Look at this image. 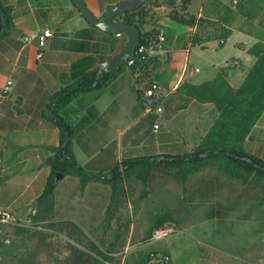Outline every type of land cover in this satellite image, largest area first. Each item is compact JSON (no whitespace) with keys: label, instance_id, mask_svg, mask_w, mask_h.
<instances>
[{"label":"crops","instance_id":"crops-1","mask_svg":"<svg viewBox=\"0 0 264 264\" xmlns=\"http://www.w3.org/2000/svg\"><path fill=\"white\" fill-rule=\"evenodd\" d=\"M3 1L12 26L0 34V92L8 79L13 86L0 100V210L9 211L19 222L35 214L36 200L52 173V148L60 142L55 111L79 126L91 106L97 110V117L90 115L92 119L79 127L71 143L76 165L87 173L109 174L126 159L189 153L218 113L212 104L187 98L179 87L201 85L223 71L230 87L238 89L256 62L249 50L264 35V21L258 22L262 12L255 11L254 3L238 7L240 0H190L180 8L181 0H148L142 32L165 35L162 50H156L152 60L153 80L167 95L163 113L153 115L143 110L138 99L134 71L127 66L125 33L96 28L72 0ZM120 1L85 0V4L101 18ZM222 8L230 13H220ZM43 30L52 36L40 47L36 35ZM224 32H229L227 38ZM25 36H32L27 44L22 42ZM117 70L101 91L82 94L57 110L59 101L54 116L48 115L64 88L88 73L99 77ZM243 148L264 160V112ZM79 177L63 174L55 182L56 222H73L88 239H111L112 226L105 223L110 187L104 180ZM174 235L179 237L158 248L147 246L167 253L170 264L183 253L189 256L182 264H201L199 242L184 231ZM128 239H133L132 231Z\"/></svg>","mask_w":264,"mask_h":264},{"label":"trees","instance_id":"trees-1","mask_svg":"<svg viewBox=\"0 0 264 264\" xmlns=\"http://www.w3.org/2000/svg\"><path fill=\"white\" fill-rule=\"evenodd\" d=\"M189 2L190 0H181L180 8H185ZM253 3L258 11L262 12L261 21H264V0H240L238 7ZM144 5L118 16L121 21L135 25L140 30L139 44L152 36V34L142 32L147 17ZM170 5L173 6L174 3L170 1ZM4 23L8 28L12 26L8 9L4 1L0 0V34L4 29ZM228 33L224 32L222 36L227 38ZM249 53L256 57V62L238 89L230 87L223 71H220L213 80L201 85L183 83L179 87L178 90L187 98L200 103L212 104L218 113L212 126L195 149L180 155L154 156L153 160L148 158L126 159L110 170L111 178L104 180L103 183L111 189L110 204L105 220L107 225L115 220L116 228L112 232L111 239H88L82 229L73 222H56L55 220L54 174L59 172L64 175L77 176L70 166L71 161L75 162L71 150L72 140L80 126L86 125L88 120L98 115L95 107L91 106L85 113V120L79 126H73L67 117L55 111V114L59 116L54 124L59 130L60 142L58 147L52 148L54 153L52 173L42 194L36 200L35 214L32 217V226L45 224L41 228L52 230L59 238V241H51L52 243H46V239H41L42 247L49 254L45 264H146L150 248L135 249L124 253L127 244H134L133 239H128L133 222L129 218L124 219L122 213L119 214V210L128 203L124 185L129 181L141 184L147 190L144 193L148 194L150 191H155L156 187L161 191L170 185L182 187L203 170L214 169V179L204 181L200 185L204 191L200 190L199 193L204 199L210 196L212 189L214 190L215 181L219 190L223 187L219 183L222 178L230 181L241 179L242 182L252 180L254 184H264V160L248 154L243 148V143L264 112V35L249 50ZM117 72L120 70L99 77L95 72L86 74L62 90L61 93H66V97L59 102L57 110L82 94L101 91ZM90 111L93 114H90ZM79 178L83 181L88 180L84 177ZM202 207L208 209L206 213L208 219L219 218L224 214L222 205L218 204L210 207L198 204L193 208ZM167 223H177L172 211L146 212L139 221L142 238L137 239L136 243H146L154 230ZM28 233V227L6 225L1 229L2 236L12 241L21 240ZM19 264L43 263L32 258L31 261L23 260Z\"/></svg>","mask_w":264,"mask_h":264},{"label":"rangeland","instance_id":"rangeland-1","mask_svg":"<svg viewBox=\"0 0 264 264\" xmlns=\"http://www.w3.org/2000/svg\"><path fill=\"white\" fill-rule=\"evenodd\" d=\"M254 8L257 12L255 4ZM218 11L225 16L230 13L224 8ZM260 21L259 19L258 22ZM214 175L215 170L207 168L191 178L185 186L170 185L164 191L156 187L155 191L148 194L144 193L147 190L141 184L135 181L126 183L124 188L128 203L119 214L122 213L124 219L129 218L133 222L131 231L134 244H127L124 253L135 249L158 248L166 240L171 238L172 241L179 237L172 235L152 244L151 247L147 246V243H136L137 239L142 238V229L139 227L141 217L146 212L158 213L162 210L173 212L177 223L172 224L177 232L184 231L187 236L199 242L203 258L201 264H264V184H254L252 180L242 182L241 179L230 181L222 178L219 183L223 187L219 190L215 181L214 190L212 189L210 196L204 199L199 193L200 190L204 191L200 185L204 181L214 179ZM227 184L228 186H225ZM198 204H204L206 207L213 204L222 205L224 214L219 218L208 219L206 216L208 209L193 208ZM42 225H31L28 227L29 233L23 239L17 241L10 239L8 246H0V263L19 264L23 260L31 261L33 258L45 264L49 254L42 247L41 239H46V243H52L51 241H59V238L52 230L41 228ZM110 225L113 232L116 228L115 220ZM2 256L5 257L3 261ZM188 256L187 253H183L174 264L186 262Z\"/></svg>","mask_w":264,"mask_h":264},{"label":"built area","instance_id":"built-area-1","mask_svg":"<svg viewBox=\"0 0 264 264\" xmlns=\"http://www.w3.org/2000/svg\"><path fill=\"white\" fill-rule=\"evenodd\" d=\"M120 35V34H118ZM40 47L46 44L52 34L48 30L40 31L37 35ZM32 36H25L22 39L23 44H27ZM165 43V35L159 32L146 39L144 43L137 45L133 56L128 60L127 66L134 71V84L137 89L138 99L143 107V110L148 114L160 115L163 113V101L167 95L165 89L153 80L154 63L152 60L155 51H160ZM42 55L39 54L40 58ZM230 65H235L231 62ZM13 81L8 79L0 92V100L7 97L11 93ZM154 130L159 128L158 124L153 126ZM31 213L24 221L19 222L9 211L0 210V225H7L13 227H29L32 225ZM176 228L172 223H167L160 228L153 231L150 239L146 242L152 245L165 240L166 238L176 233ZM10 244V239L2 236L0 231V245L5 247ZM171 259L167 253L157 250H150L146 264H170Z\"/></svg>","mask_w":264,"mask_h":264},{"label":"water","instance_id":"water-1","mask_svg":"<svg viewBox=\"0 0 264 264\" xmlns=\"http://www.w3.org/2000/svg\"><path fill=\"white\" fill-rule=\"evenodd\" d=\"M74 5L80 11L81 15L84 17L86 21L90 24L95 26L96 28L106 31L109 33H125L128 37V43L125 47L126 55L128 58H131L135 52V49L139 42L140 31L135 25H129L123 23L121 21H116L117 17L126 11L134 10L142 5H144L148 0H123L116 4H114L110 9L105 11L101 18H96L87 8L85 4V0H72ZM3 34L6 33L8 27L6 23H4ZM94 86V85H93ZM92 86V87H93ZM66 97V93H63L57 101H55L51 108L48 110V115L50 117L54 116L53 109L61 101L63 98ZM153 160V158H149ZM51 162V159H48V164ZM70 166L75 174L89 178V179H96V180H108L111 178L110 174L105 175H97L92 173H87L82 171L75 162L71 161ZM63 177L62 173L56 172L54 174V180L57 183Z\"/></svg>","mask_w":264,"mask_h":264}]
</instances>
